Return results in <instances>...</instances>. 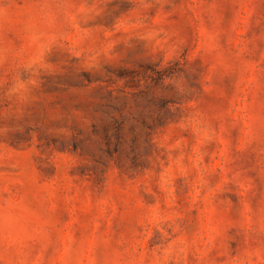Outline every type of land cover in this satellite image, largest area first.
Instances as JSON below:
<instances>
[{
	"label": "rangeland",
	"instance_id": "rangeland-1",
	"mask_svg": "<svg viewBox=\"0 0 264 264\" xmlns=\"http://www.w3.org/2000/svg\"><path fill=\"white\" fill-rule=\"evenodd\" d=\"M0 264H264V0H0Z\"/></svg>",
	"mask_w": 264,
	"mask_h": 264
}]
</instances>
